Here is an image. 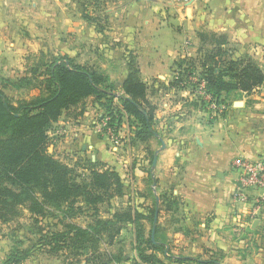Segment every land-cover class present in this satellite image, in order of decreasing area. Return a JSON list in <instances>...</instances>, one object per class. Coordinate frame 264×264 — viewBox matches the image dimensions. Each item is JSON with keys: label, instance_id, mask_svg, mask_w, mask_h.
Wrapping results in <instances>:
<instances>
[{"label": "crops", "instance_id": "1", "mask_svg": "<svg viewBox=\"0 0 264 264\" xmlns=\"http://www.w3.org/2000/svg\"><path fill=\"white\" fill-rule=\"evenodd\" d=\"M83 1L86 14L96 19L102 10L99 17L108 18L111 26L97 32L82 19L80 0H0V92L10 100L17 93L14 102L39 95L13 85L29 76L30 56L76 61L88 56L85 64L116 86L126 77V57L133 56L154 107L158 139L114 150L95 133L100 112L89 98L82 116L63 114L53 125L48 153L70 166L89 158L118 174L122 197L112 200L103 216L128 205L145 214L160 204L159 238L172 258L264 264V207L232 202L235 175L230 169L236 158L264 156V85L218 100L205 94L196 77L183 88L171 86L174 63L197 56L198 33L224 38L230 58L248 57L264 75V0ZM85 221L75 220L82 227ZM144 227L148 233L145 221ZM119 239L123 253L134 257L131 225L124 226Z\"/></svg>", "mask_w": 264, "mask_h": 264}, {"label": "trees", "instance_id": "2", "mask_svg": "<svg viewBox=\"0 0 264 264\" xmlns=\"http://www.w3.org/2000/svg\"><path fill=\"white\" fill-rule=\"evenodd\" d=\"M82 19L96 24L85 8ZM95 29L102 32L98 24ZM197 37V56L174 63L177 75L172 88L189 85L193 76L204 83L205 94L218 100L222 95L248 94L264 85V75L253 60L230 58L224 38L206 33ZM27 63L29 76L13 85L38 90L39 95L14 102L0 92V234L3 226L26 217L34 239L26 249L15 240L0 264H24L34 252L63 264H164L158 255L177 264H217L169 256L166 241L159 238L160 204L145 214L128 205L103 216L111 210L110 202L122 197L118 174L89 158L70 166L48 153L53 125L63 114L82 116L89 98L98 103L99 115L107 118V126L115 134L126 127L129 136L123 146L158 139L154 107L147 100L135 58L126 57V77L120 86L98 68L81 66L66 56H30ZM168 205L166 209L173 207ZM79 218L86 220V226L75 222ZM144 221L150 226L148 233ZM125 225L133 229L134 257L123 253L119 239Z\"/></svg>", "mask_w": 264, "mask_h": 264}, {"label": "built area", "instance_id": "3", "mask_svg": "<svg viewBox=\"0 0 264 264\" xmlns=\"http://www.w3.org/2000/svg\"><path fill=\"white\" fill-rule=\"evenodd\" d=\"M201 88L204 89L203 84ZM124 128L115 134L107 126V118L101 115L95 118L96 135L106 139L114 150L123 146L129 136L127 130L123 132ZM230 169L235 175L232 202L240 205L251 203L254 208L264 207V156L255 160L236 158L232 160Z\"/></svg>", "mask_w": 264, "mask_h": 264}, {"label": "rangeland", "instance_id": "4", "mask_svg": "<svg viewBox=\"0 0 264 264\" xmlns=\"http://www.w3.org/2000/svg\"><path fill=\"white\" fill-rule=\"evenodd\" d=\"M90 2L92 3V2H96V1L90 0ZM98 11H99V13H97L98 16L95 19L96 24H98V26L102 30H105L107 27H110L111 25L110 24L107 25V22H109L108 18L99 17L100 12H102V10H98ZM24 14L25 15L27 14L30 16L29 9H25ZM92 17H94V16H92ZM96 24H95V26H96ZM87 58H88V56L85 58H82V60H78L76 62L78 64H80L81 66H85L87 64V63L85 64ZM93 58H94L93 59L94 61L96 60L95 63H97V64L102 63L99 59H96L95 57H93ZM86 66L89 67V65H86ZM192 79H193V76L190 80H192ZM14 95H15V98L20 97L17 93ZM30 95H32V93ZM21 97L24 98V94ZM15 98H13L11 100L15 101L16 100ZM42 226L43 227L46 226V222H43ZM1 232L2 233L0 234V263L3 261L5 255L9 252L11 247L14 245L13 242H15V240L17 242L21 243L20 248H22V249H26V248L32 246V244H33L32 243V240L34 239L33 229L30 227V223L26 219V217L21 218L17 222L11 223L7 226H3ZM13 232H15V233H13ZM11 236L13 237V239L11 238ZM24 264H63V263L59 259H54L52 257H47L46 255L38 254V253L34 252L33 255L31 256V258H29V260H27Z\"/></svg>", "mask_w": 264, "mask_h": 264}, {"label": "water", "instance_id": "5", "mask_svg": "<svg viewBox=\"0 0 264 264\" xmlns=\"http://www.w3.org/2000/svg\"><path fill=\"white\" fill-rule=\"evenodd\" d=\"M161 148L162 149L164 148L163 144L161 145ZM157 154H158V152H156L155 155H154V158H153V161H152V167H154L155 164H156ZM152 236H153V234H152Z\"/></svg>", "mask_w": 264, "mask_h": 264}]
</instances>
